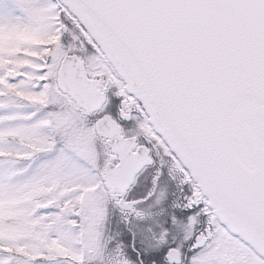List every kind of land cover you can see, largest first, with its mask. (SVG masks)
Masks as SVG:
<instances>
[{"label":"snow or ice","instance_id":"snow-or-ice-1","mask_svg":"<svg viewBox=\"0 0 264 264\" xmlns=\"http://www.w3.org/2000/svg\"><path fill=\"white\" fill-rule=\"evenodd\" d=\"M0 264H264V0H0Z\"/></svg>","mask_w":264,"mask_h":264}]
</instances>
